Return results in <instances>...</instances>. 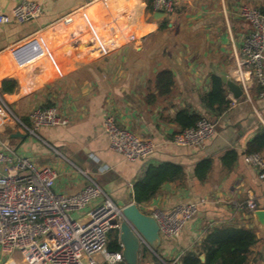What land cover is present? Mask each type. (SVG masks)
I'll return each instance as SVG.
<instances>
[{
	"label": "crops",
	"instance_id": "crops-1",
	"mask_svg": "<svg viewBox=\"0 0 264 264\" xmlns=\"http://www.w3.org/2000/svg\"><path fill=\"white\" fill-rule=\"evenodd\" d=\"M20 1L0 0V13L12 15ZM27 1L43 5L41 17L0 24V88L6 78L18 81L15 92L1 94L15 118L30 127L29 113L38 106H57L69 123L32 133L8 120L0 128V150L9 144L39 166L55 168L57 192L75 193L91 178L121 207L135 201L133 186L150 164H181L185 175L164 183L154 198L138 203L140 209L151 214L202 203L178 237L162 236L157 254L142 250L140 264H180L209 227L221 224L254 228L258 242L250 248V264H264V223L254 214L264 209V168L246 160L249 141L264 127L261 88L252 82L239 99L227 90L232 103L214 120L216 135L201 146L172 141L181 131L175 120L179 110L209 112L202 95L216 71L234 78L244 36L252 28L238 14L244 0H180L163 18L154 16L148 0ZM253 1L264 12V0ZM165 71L174 80L169 85L159 80ZM107 114L141 138L153 139L154 154L129 161L111 149L103 127ZM231 150L238 156L228 166L223 158ZM259 154L264 159V149ZM204 158L212 164L201 180L195 167ZM249 200L256 210L246 205ZM85 213L74 217L85 220Z\"/></svg>",
	"mask_w": 264,
	"mask_h": 264
},
{
	"label": "built area",
	"instance_id": "built-area-1",
	"mask_svg": "<svg viewBox=\"0 0 264 264\" xmlns=\"http://www.w3.org/2000/svg\"><path fill=\"white\" fill-rule=\"evenodd\" d=\"M180 0H153V10L171 15ZM44 7L37 1H20L12 15L0 13V24H23L42 16ZM239 16L252 28L244 36L237 63V81L248 93L256 82L264 97V13L241 4ZM14 116L0 93V128ZM32 127L19 121L22 128L34 133L41 127L66 126L68 117L57 106L35 107L29 114ZM110 148L129 161L150 158L156 151L153 139L141 138L117 124L112 114L103 120ZM217 133L216 123L201 118L194 127L173 136V143L182 147H197ZM246 160L259 169L264 159L259 153H249ZM264 177V171L260 174ZM58 172L51 166H39L28 156H20L12 145L0 150V264H120L121 251L107 249L109 235L118 230L123 217L122 207L114 202L93 179L79 191L65 194L55 190ZM94 200L98 202L94 205ZM202 202H187L170 210L154 209L160 233L178 237L184 225L197 214ZM246 205L256 210L253 200ZM86 210V219L74 217ZM100 257L101 260L98 258ZM169 264V263H168ZM173 264V263H170Z\"/></svg>",
	"mask_w": 264,
	"mask_h": 264
},
{
	"label": "trees",
	"instance_id": "trees-1",
	"mask_svg": "<svg viewBox=\"0 0 264 264\" xmlns=\"http://www.w3.org/2000/svg\"><path fill=\"white\" fill-rule=\"evenodd\" d=\"M148 8L153 9V0H148ZM167 24V21L166 23ZM34 83H28L33 85ZM159 80L168 85L173 83L170 72H163ZM18 87V81L13 78H6L2 81L0 93H13ZM202 103L209 112L202 114L198 111H191L184 108L178 111L175 120L181 126V131L194 127L203 118L214 121L218 116L226 112L232 101L228 99L226 85L222 80L213 75L210 83V90L202 95ZM49 107V106H45ZM264 149V127H260L256 135L249 141L246 154L260 153ZM238 154L235 150L228 151L223 160L226 165L232 166ZM212 161L204 158L195 167V175L203 180L211 168ZM185 175V169L181 164L174 162H160L150 164L135 182L133 186L132 198L141 204L150 201L160 191L162 185L167 182L181 179ZM258 242V236L254 228H246L232 224H221L209 227L203 239L196 243L192 250L186 251L180 260V264H250V248ZM110 252L121 251L118 240V231H113L109 235L107 246ZM144 253H149L147 248ZM205 256V260L200 258Z\"/></svg>",
	"mask_w": 264,
	"mask_h": 264
},
{
	"label": "water",
	"instance_id": "water-1",
	"mask_svg": "<svg viewBox=\"0 0 264 264\" xmlns=\"http://www.w3.org/2000/svg\"><path fill=\"white\" fill-rule=\"evenodd\" d=\"M156 17H166L163 12L157 11ZM227 90L234 99H239L243 95L242 86L233 78L216 71ZM257 220L264 223V209L254 212ZM122 219L118 229V240L121 246L123 260L127 264H140L141 252L143 248H149L156 252L162 242V235L157 220L153 215L142 211L137 202L133 201L122 207ZM200 258L205 260V256Z\"/></svg>",
	"mask_w": 264,
	"mask_h": 264
},
{
	"label": "rangeland",
	"instance_id": "rangeland-1",
	"mask_svg": "<svg viewBox=\"0 0 264 264\" xmlns=\"http://www.w3.org/2000/svg\"><path fill=\"white\" fill-rule=\"evenodd\" d=\"M243 4H246V5L250 6V7H255V8L259 9V10L262 12L261 7H260V8L256 7L255 2H254L253 0H244ZM175 11H176V9H175ZM262 13H264V12H262ZM235 75H236V71H235ZM235 75H234V77H235ZM233 79H234V78H233ZM33 109H34V108H33ZM33 109H32V110H33ZM32 110H31V111H32ZM31 111H30V113H31ZM30 113H29V114H30ZM14 115H15V114H14ZM8 120H9L10 123L13 122V123L19 124V121H18L14 116H11V118L8 119ZM8 120H6L5 123H6ZM5 123H4V125H5ZM5 127H6V126H5ZM7 128H8V127H6V129H7ZM61 158H63V157H61ZM65 163H66V164L68 163L69 166H72V165L69 163V161H67V162H65ZM72 168H73V170L78 171L77 168H75V167H72ZM149 253H150V251H149ZM155 253L157 254V251H156ZM151 254L154 255V253H152V252H151ZM98 258L101 260L100 257H98ZM162 264H166V263H162Z\"/></svg>",
	"mask_w": 264,
	"mask_h": 264
},
{
	"label": "bare ground",
	"instance_id": "bare-ground-1",
	"mask_svg": "<svg viewBox=\"0 0 264 264\" xmlns=\"http://www.w3.org/2000/svg\"><path fill=\"white\" fill-rule=\"evenodd\" d=\"M91 8H92V7L86 9V10L84 11V13H88V12H89V9H91Z\"/></svg>",
	"mask_w": 264,
	"mask_h": 264
}]
</instances>
